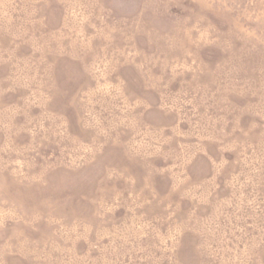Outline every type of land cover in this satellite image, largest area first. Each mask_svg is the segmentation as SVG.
Here are the masks:
<instances>
[{
	"label": "rangeland",
	"instance_id": "1",
	"mask_svg": "<svg viewBox=\"0 0 264 264\" xmlns=\"http://www.w3.org/2000/svg\"><path fill=\"white\" fill-rule=\"evenodd\" d=\"M0 264H264V0H0Z\"/></svg>",
	"mask_w": 264,
	"mask_h": 264
}]
</instances>
